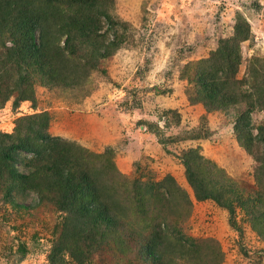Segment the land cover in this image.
Returning a JSON list of instances; mask_svg holds the SVG:
<instances>
[{"label": "trees", "instance_id": "obj_1", "mask_svg": "<svg viewBox=\"0 0 264 264\" xmlns=\"http://www.w3.org/2000/svg\"><path fill=\"white\" fill-rule=\"evenodd\" d=\"M113 2L0 0V110L12 98L15 106L31 100L35 107L37 85L79 88L87 69H97L98 62L122 48L121 29L128 25L109 13ZM251 36V23L239 15L233 37L221 40L194 67L187 64L182 78L189 83L193 104H202L208 113L235 112V137L256 160V187L230 177L200 147L189 148L179 159L196 201L226 209L233 226L237 208L243 210L264 239V123L257 126L252 116L258 107L264 110V72L257 69L258 60L247 78H238L241 44ZM49 128L50 116L43 112L22 117L15 133L0 130V203L28 211L51 205L62 214L49 255L52 264H65L66 256L87 264L95 253L110 249L131 258V264L204 262L201 242L188 237L178 221L192 199L171 175L158 182L134 181L131 198L138 218L136 225L131 221L126 226L127 196L116 190V167L108 153H86L74 142L52 136ZM109 175L110 183L104 181ZM32 194L34 202L20 203Z\"/></svg>", "mask_w": 264, "mask_h": 264}, {"label": "rangeland", "instance_id": "obj_2", "mask_svg": "<svg viewBox=\"0 0 264 264\" xmlns=\"http://www.w3.org/2000/svg\"><path fill=\"white\" fill-rule=\"evenodd\" d=\"M109 13L128 25L121 29L122 48L98 62L97 69L90 66L79 88L37 85L35 107L31 100L15 106L12 98L0 110V130L15 133L22 117L47 112L52 136L86 153H108L116 167V190L127 196L126 226L136 225L138 218L131 198L134 181L158 182L171 175L192 199L178 221L188 237L201 242L202 264H264V239L244 211L237 208L233 226L226 209L196 201L179 159L189 148L200 147L230 177L256 187V160L235 137V112L208 113L202 104H193L182 73L233 37L239 15L251 23L252 36L241 44L238 78H247L256 60L264 72V0H114ZM252 116L257 126L264 123L263 108ZM109 178L104 181L110 183ZM34 199L32 194L20 203L30 205ZM62 222L51 205L28 211L0 203V264H52L49 255ZM65 259V264H78ZM131 262L110 249L95 253L87 264Z\"/></svg>", "mask_w": 264, "mask_h": 264}]
</instances>
